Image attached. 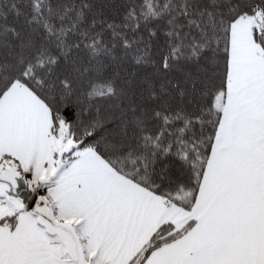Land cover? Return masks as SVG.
<instances>
[{
  "label": "snow or ice",
  "instance_id": "1",
  "mask_svg": "<svg viewBox=\"0 0 264 264\" xmlns=\"http://www.w3.org/2000/svg\"><path fill=\"white\" fill-rule=\"evenodd\" d=\"M0 264H264V0H0Z\"/></svg>",
  "mask_w": 264,
  "mask_h": 264
},
{
  "label": "trees",
  "instance_id": "2",
  "mask_svg": "<svg viewBox=\"0 0 264 264\" xmlns=\"http://www.w3.org/2000/svg\"><path fill=\"white\" fill-rule=\"evenodd\" d=\"M66 111H69L68 109H66Z\"/></svg>",
  "mask_w": 264,
  "mask_h": 264
}]
</instances>
